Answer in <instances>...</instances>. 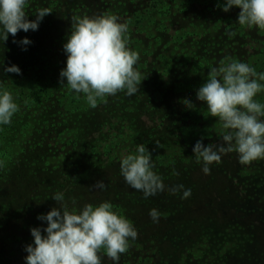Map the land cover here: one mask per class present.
<instances>
[{"label": "trees", "instance_id": "trees-1", "mask_svg": "<svg viewBox=\"0 0 264 264\" xmlns=\"http://www.w3.org/2000/svg\"><path fill=\"white\" fill-rule=\"evenodd\" d=\"M43 1L29 0L26 8L29 19H34L37 11V9L32 11L31 6L47 7L43 5ZM133 1L135 0H66L61 6L64 5L67 11L72 10L70 20L79 14L80 17L99 14L120 16L123 7L126 8V17H132L131 21L128 20L130 36L128 46L130 47L134 43L133 39H137V35L142 36L140 34L142 32L149 35L154 31L153 39L157 43L161 42V39L165 42L173 41L172 44L176 45L174 47L177 51L178 43L184 42L186 38L196 41L205 39L204 30L191 29L184 23L186 18L193 20L199 17L194 10L196 0H146L148 7H145L141 14L142 18L146 15L145 20L138 19L139 8ZM49 5L53 9L52 3ZM125 5H128V8ZM48 17L49 14L43 18L36 31H19L16 34L17 41L25 36L32 41L26 50H23L18 43H13L11 34L4 44L0 41V64H16L19 68L24 66L36 71L40 68L50 69L66 58L63 43L66 42L70 32L71 22L59 25L47 20ZM224 17L229 22L232 21L229 13ZM158 20L162 21L160 23L162 29L158 32L162 34L156 33L154 24ZM236 24L231 22L230 31L241 37L246 36L247 27L240 25L239 28ZM196 57H192V62H188L186 66L191 67L192 64L197 63ZM162 59H166L162 74L167 75L172 71L170 70L172 59L167 56H163ZM232 60L239 61L236 54L232 56ZM241 61L254 68L259 64L249 56H244ZM1 70L2 66H0V75L3 72ZM152 70L160 73L156 65ZM5 74L3 75L6 76ZM168 90L160 92L157 97L149 92L145 93L141 87L135 94L136 99L132 104L136 105V102L140 101L144 106L136 105L133 109V105L128 106L122 98H119L114 106L118 110L126 111L127 116L131 118L129 120L133 122L130 124L139 129V133L142 132L148 136L152 134L153 141L155 134L161 137L162 129L175 127L177 118H173L178 114L180 126L190 132L201 131L202 136L208 131H218L219 127L221 128L220 122L216 117L209 115L203 102L199 101L197 105L195 104L196 93L195 96L188 97L186 95L191 91L187 90V93L185 92L177 102L167 100L164 103L165 97L170 98L175 95L174 92L168 93ZM141 95H146L153 101L154 97L156 99L161 97L163 103L157 106L152 100L144 101ZM67 99L68 96H65L64 100ZM255 99L264 103V92L258 93ZM187 100L192 101L193 108L189 109L185 106L184 103H187ZM60 103H57V108L63 120L57 123L53 133H56L57 127L65 126V123L70 121L69 115L73 113L70 109L72 104ZM103 104L104 101L98 104L100 106L98 112L101 114L93 124L95 129H102L113 115L112 109H108ZM77 105L79 104H75ZM143 116L150 120L149 124L144 123ZM116 127L117 131L112 138L122 137L123 139V134L129 128L121 123L116 124ZM56 136H59V132ZM48 137L50 138L49 134ZM42 140L44 141L45 137L42 136ZM219 142L222 141L219 140ZM203 143L207 145L209 142L203 140ZM44 149L45 145L42 144L38 150ZM186 151L190 157L181 160L176 172L178 175L161 177L166 190L147 199L142 192L130 188L125 183L118 161L105 163L107 167L113 163V172L109 177L106 176L104 181L107 186L102 190L104 193L93 201V205L105 200L110 201L113 208L117 209L116 212L127 218L138 232L137 239L130 241L127 252L120 256L119 264H200V259L204 255V264H264V211L256 206L257 201L251 205H245L248 198L256 197L264 188V173L258 174L249 167V164H240L237 153L231 152L222 155L229 170L220 163H213L210 165V172L205 174L202 171V164L196 162L192 149L187 146ZM34 153H28L27 158L18 157L16 162H11V168L6 167L7 170L4 173L0 172V264H25L24 257L27 253L24 248L33 239L30 228L41 226L42 221L37 219L38 214L47 213L51 207L56 206V202L51 198L54 193L64 192L70 211H78L89 202L84 195L83 184L85 180L93 181L89 179V176L85 178L80 175L85 172L86 165L93 159L92 155L82 158L77 157L76 154L75 157L71 156L68 159L67 164L62 159H58L54 161V165L43 168L35 160H31ZM253 163L264 164V160H256ZM101 167L98 166V171L102 173ZM158 175L161 176V172ZM176 185H183L184 189H190L191 195L182 198L183 189L172 194L168 189ZM244 185L251 188L248 190ZM262 195L264 198V193ZM153 209L160 214L158 224H154L149 217V212ZM202 212H208L210 216L201 215ZM254 218L257 220L254 221ZM229 226L240 233L239 237L232 238L231 246L226 248L225 244L222 245L225 243L222 239ZM207 231H210V237L215 239L216 244L213 246L216 255L198 254L199 238ZM225 248L227 250L220 253L222 252L220 250ZM101 255L102 264H112L106 254L102 252ZM207 258H211V261H207Z\"/></svg>", "mask_w": 264, "mask_h": 264}, {"label": "clouds", "instance_id": "clouds-1", "mask_svg": "<svg viewBox=\"0 0 264 264\" xmlns=\"http://www.w3.org/2000/svg\"><path fill=\"white\" fill-rule=\"evenodd\" d=\"M28 4L29 0H0L3 44L11 34L13 43L26 50L32 41L27 36L17 41L16 34L36 31L43 18L52 12L42 7L37 9L34 19H29ZM218 6L224 12L234 6L239 8L236 20L241 26L264 30V0H223ZM128 33L129 23L114 14L73 17L63 43L66 62L59 72L61 85L67 84L75 93H82L93 108L98 101L119 92L128 96L137 93L146 77L135 67L140 57L129 48ZM0 66L4 73H21L16 64ZM261 92H264V72H257L245 62L222 61L210 68L207 79L196 89V99L206 105L210 116L219 120L222 142L205 145L202 137L194 144L193 156L202 164L205 174L210 172V165L220 163L227 153L236 152L242 165L264 159V103L255 99ZM184 104L193 108L190 100ZM18 111L12 93L0 87V126L10 124ZM119 163L125 183L142 192L145 199L166 190L161 176L153 170L151 153L145 145L140 144L134 153L123 155ZM93 186L101 190L106 187L103 180H97ZM181 189L182 198L191 195V190L183 185L168 190L175 194ZM51 198L56 206L37 216L46 226L30 228L33 239L24 248L25 264H102V252L112 264H119L130 241L138 237L133 224L114 211L110 201L87 203L78 211H70L64 192H56ZM149 217L154 224L159 223L157 210H150Z\"/></svg>", "mask_w": 264, "mask_h": 264}, {"label": "rangeland", "instance_id": "rangeland-1", "mask_svg": "<svg viewBox=\"0 0 264 264\" xmlns=\"http://www.w3.org/2000/svg\"><path fill=\"white\" fill-rule=\"evenodd\" d=\"M196 1L194 3V10L195 14L199 17L193 20L186 18L184 23L186 27L191 29L204 30L205 39L203 41L186 38L184 42L178 43L179 49L177 51L174 47L175 44H172L173 41L165 42L164 39H161V42L157 43L153 39V31L149 35H145L143 32L140 33L142 36L137 35V39H133V45L131 47L129 46L130 49L140 54V59L135 67L141 72L143 77H146L141 82L140 88L142 87L145 93L149 92L157 97H159L160 92L163 93L167 89H169L168 93H175L170 98L165 97L164 103L167 100L168 102H177L181 96H184L187 90L191 92L186 96H195L196 89L207 79L210 68L219 66L222 61L225 63L231 62L232 56L235 54L239 61L244 56H249L255 62L258 61L259 64L255 65L256 71L264 72V30H259L256 27L248 28L246 26V36H238L235 32L230 31V24L231 22L238 23L236 19L239 8L234 6L232 10L225 13L218 6L223 0ZM65 2L66 0H44L43 5H46L52 10L47 20L59 25L62 23H70L72 19L70 20L69 16L72 14V10L67 11L64 5L61 6ZM51 3L53 9L49 5ZM133 3L139 8L138 19L142 18L141 14L143 9L148 7L146 0L140 2L139 0H135ZM125 7L128 8V5H125ZM30 9L34 11L35 9H39V7L31 6ZM126 11L127 9L123 7V12L118 16L121 21H131L132 17H126ZM228 13L231 16L230 18H232L231 22L224 17ZM80 16L79 14L75 17ZM145 17L146 15H143L142 19ZM160 23L162 21L158 20L154 24L157 34H162L158 33L162 29ZM236 25L240 28L239 23ZM134 27L136 26L134 25ZM229 33H232V35H229ZM163 56L172 59V61L170 60L172 63L170 70L172 71L167 75L162 74L164 68L163 63L166 60L162 59ZM194 56H197L195 58L197 59V63L192 64L191 67H187L186 64L188 62L191 63L193 60L192 57ZM65 62L66 58L60 63L53 65L50 69L40 68L36 71L20 66V74H5L1 72L0 87L11 92L16 103L19 105V111L14 114L11 123L0 126L1 173H4L10 167L11 162H16L18 157L23 156L27 158L28 153L32 152L35 153L32 155L31 160H35L43 168L54 165V161L58 159H62L67 164L68 159L71 156L75 157L76 154L77 157L81 156L82 158L92 155L93 159H91L90 163L87 160L89 164L86 165L85 172L80 176H85V178L89 176V179L93 181L85 180L83 186L84 195L89 200L88 203L94 204L93 201L96 198H100L102 193H104L101 189L94 187V183L97 180L104 181L106 176L109 177L113 172V163L110 167H107L105 163L108 161L120 162L123 155L134 153L140 144L145 145L151 153V160L154 165L153 170L157 174L161 172V177H167L178 171L177 169L180 167L181 160L190 157L186 151L187 146L193 149L196 141L202 137L204 141L206 140L209 143H220L219 140L222 133L220 127L218 131H208L207 134L202 136L201 131L193 132L194 130H192L190 132L186 128H183V126H180V122L178 123L179 114L173 118H177L175 127L162 129L160 132L161 137H157L155 134L154 141L152 140V134L148 136L145 133H139V129L135 128L133 124H130L133 122L129 120L131 118L127 116L126 111L118 110L114 106V103L119 98H122V101H125L128 106L133 105V109L136 105L144 106L140 101L136 102V105L132 104L136 99V93L134 96H128L124 92H119L115 96L106 97L103 105L108 109L111 108L113 115L102 129H95L93 124L101 114L98 112L100 111L98 104L103 101H98L95 108L90 107L82 93H75L67 84L61 85L59 72L65 66ZM141 63L144 65L142 66ZM155 65L160 70V73L152 70L155 68ZM65 96H68L67 100H64ZM141 97L144 101L152 100L146 95H141ZM191 100L193 101V99ZM60 102L62 104L64 102L72 104L73 106L70 109L74 114L71 113L72 115H69L70 117L68 119L70 121L68 123L66 122L65 126H62V128L57 127L56 133L59 132V136L57 137L56 133H53V130L56 128L57 123L63 120L62 114L59 108H57V103L61 104ZM152 102L158 106L163 103V100H161V97L159 99L154 97V101L152 100ZM77 103L79 105L75 106ZM197 103L199 101L195 100L196 105ZM142 118L144 123H150V120L146 116ZM120 123L126 125L130 130L127 129L125 131L123 139L122 137L119 139L112 138L117 131L116 124ZM42 136L45 137L44 141L42 140ZM42 144L45 145V149L38 150ZM36 153L43 157L37 156ZM220 165L229 170L223 158H221ZM98 166H102V173L98 171ZM249 167L258 174L264 173V164L251 162ZM105 185L107 186V183ZM244 186L248 190L251 188L247 185ZM263 193L264 188L258 192L256 197L248 198L245 201V205H251L257 201L256 206L261 207L264 211ZM113 210L117 211L114 208ZM117 213L119 214V212ZM205 214L210 216L208 212L201 213V215ZM253 220L256 221L257 218ZM210 224L212 225V222ZM41 226H46V222H42ZM209 232H204L205 234L199 238L200 241L197 245L198 254L203 255L207 253L206 256L210 254L216 255L215 247L213 246L216 242L214 238L210 237ZM239 233L240 231L231 229L229 226L225 231V237L223 239L221 238L225 242L222 245L225 244L226 248L230 247V241H232L233 237H239ZM226 248L220 250L222 251L220 253L227 250ZM204 256L200 259V264L205 263ZM207 261H211V258H207Z\"/></svg>", "mask_w": 264, "mask_h": 264}]
</instances>
